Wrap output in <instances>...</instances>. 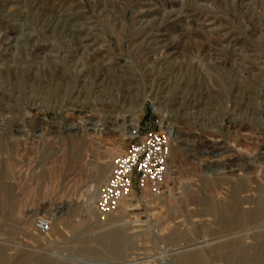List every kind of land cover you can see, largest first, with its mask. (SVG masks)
<instances>
[{
  "label": "rangeland",
  "instance_id": "1",
  "mask_svg": "<svg viewBox=\"0 0 264 264\" xmlns=\"http://www.w3.org/2000/svg\"><path fill=\"white\" fill-rule=\"evenodd\" d=\"M150 98L161 113L149 101L139 110ZM133 117L140 136L173 130L163 190L134 192L101 218L89 194L96 189L97 202L113 159L136 142ZM207 142L224 152L221 165L245 149L264 152V0H0V203L9 204L0 258L8 264H168L187 253L169 251L198 246L189 253L224 264L207 245L227 242L256 259L264 223L225 229L193 201L229 204L223 179L205 182L206 191L199 180ZM37 217L51 223L48 235L36 232ZM112 231L123 235L122 250L103 253Z\"/></svg>",
  "mask_w": 264,
  "mask_h": 264
},
{
  "label": "bare ground",
  "instance_id": "2",
  "mask_svg": "<svg viewBox=\"0 0 264 264\" xmlns=\"http://www.w3.org/2000/svg\"><path fill=\"white\" fill-rule=\"evenodd\" d=\"M236 69H237V67H236ZM202 71H203V69H202ZM147 101L151 102L152 105L156 106L157 107L156 110L158 109L159 113L162 112L161 111V107H162L161 104L158 105V102L154 98L153 99L150 98L149 100L143 99L140 106H139V110L142 109V107L144 106V104ZM131 121L133 122L131 124V126H133V128L131 129V136L135 137L138 134V128H137L138 120L135 117H133V119ZM186 123H188L187 118L184 119V124H186ZM41 124H42V126L46 125L45 119H41ZM97 124L98 123H96L94 126H96ZM74 126H76V125H72L71 127H74ZM98 126H101V125L98 124ZM54 128H56V127H54ZM70 130H71V128L69 127L68 131H70ZM172 131L171 130L169 131L170 135H172ZM179 134L183 135L182 133H179ZM173 143H174V139H172V143H171L172 146H173ZM170 153H171V150H170ZM245 153H246V155H242L241 153H239L240 157L237 156V158H235L234 161H232V162L230 161V163H228V164H223L225 161L224 162L222 161L223 165H221L219 158H221L224 155V152H221V148L219 147L218 144L207 142L203 145L202 150L200 152V157H202V158L206 157L207 158V160L203 161L207 164H206V167H204V169L201 170V176L199 179L201 184L203 185L202 186L203 189L206 187V185L204 184L205 182H207V181L214 182V181H218L219 179H223L228 185H230L228 187V190H227V192L229 193V196H228L229 204L225 205V207L222 209H217L213 205V201L208 200L205 197L197 196L194 198L193 201L196 204H198V206L204 207L206 209L207 215H208V217L212 218L213 223H221L222 227H225V229H226V227H231V226L248 227L247 225L249 223H251V224L253 223V225L255 224V226L259 225L260 223L261 224L264 223V152L260 151L259 153H251V151H249L248 149H245ZM213 158L217 159V161L213 162V161L209 160V159H213ZM195 160H196V158H195ZM7 167L10 168L9 166H7ZM212 178L213 179L217 178V180L215 179L214 181H211ZM105 180H106V177H103V180L100 181L101 185L105 182ZM94 190H96V189H93V191H91L89 194V204L92 203L93 211H94V208L96 205L95 204L96 199L94 201L93 200L94 196L92 198V194L95 193ZM215 191H216V189H211L209 191V193L215 192ZM3 192L5 195L9 194L10 188L8 187V185L4 186ZM133 195H135V193H133ZM98 196H99V190L97 191V199H98ZM8 205L9 204H8V201L6 199L4 201H2V203H0V212L1 213L5 212L6 209L8 208ZM246 205L250 206V208L247 209L245 207ZM61 208L62 207H58L56 214H59L61 212ZM256 223H258V224H256ZM127 224L130 225V223H127ZM263 226H264V224H263ZM260 227H261V225L259 227L257 226V228H260ZM253 229H255V228H253ZM249 231H252V230L249 229ZM260 232H258V233L260 234ZM250 234H251V232H250ZM259 234H258V236H259ZM256 235H257V233H256ZM177 236H178V234L176 232V233L172 234L169 237V239L170 240L176 239ZM260 236H262V235H260ZM257 238H254V239H256L258 241ZM260 239H262V238H260ZM122 240H123V235L120 234L119 232L112 231V232L106 233L101 238V241H100L101 242L100 243L101 252L104 253V251H105L108 253L109 252L112 253L115 250L117 252H120L122 250V246H123L121 243V242H123ZM208 243H206V244H208ZM254 243H256V242H254ZM257 244L259 247V251L257 250L258 253L256 252L257 253V254H255L256 259H254V260H252L251 257L249 258V256H248L249 253L247 255V252L242 247V246H244L243 244H242V246L241 245L239 246V243L237 244L236 242H232V243L227 242V243H220V244L210 243L207 246H209L210 252L215 254V257L219 260V262H223L224 264H264V241H259V243H257ZM235 246L240 247V248L234 250ZM241 247H242V249H241ZM202 248H203V246H198V247H191V248L186 249V250H183L180 248V249H174L172 251H169L172 254L171 256H173L175 254H181V253H186V252L187 253L176 257L174 259V261L169 260L168 264H209V262H208L209 259L207 258L206 254H205L206 252H204L203 250H202L203 252H201V253H199V252L189 253V251H193L194 249H202ZM244 248H246V247H244ZM246 249H248V247ZM95 259H97V258H95ZM66 260H68V259H66ZM29 261H30L29 259H24L18 263L16 262L13 264H29ZM79 261H81V260H79ZM1 262H5V264H8V262L6 261L5 258H0V264H2Z\"/></svg>",
  "mask_w": 264,
  "mask_h": 264
},
{
  "label": "built area",
  "instance_id": "3",
  "mask_svg": "<svg viewBox=\"0 0 264 264\" xmlns=\"http://www.w3.org/2000/svg\"><path fill=\"white\" fill-rule=\"evenodd\" d=\"M134 139L136 142L124 155L113 159L112 171L99 192L95 210L101 218L117 213L134 192L150 197H159L162 193L172 135L159 128L142 136L137 134ZM34 227L40 235L51 232V223L44 217H37Z\"/></svg>",
  "mask_w": 264,
  "mask_h": 264
}]
</instances>
